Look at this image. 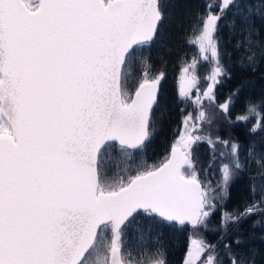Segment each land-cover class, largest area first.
Returning <instances> with one entry per match:
<instances>
[{"label": "snow or ice", "instance_id": "1", "mask_svg": "<svg viewBox=\"0 0 264 264\" xmlns=\"http://www.w3.org/2000/svg\"><path fill=\"white\" fill-rule=\"evenodd\" d=\"M234 4L221 0L215 13L209 4L189 39L212 66L203 93L210 103L226 75L218 22ZM163 19L162 0H0V264H143L122 252L135 214L196 228L215 207L192 159L195 143L213 145L194 134L210 122L203 108L184 118L161 163L114 180L106 170L111 149L128 156L151 136L164 74L145 71L130 84L126 69ZM198 63L182 69L185 100L199 92L189 71ZM229 102L219 107L227 112ZM248 112L259 115L254 104ZM230 147L234 162L222 165V193L241 167L239 146ZM239 218L226 216L225 224ZM147 264H167L164 252ZM184 264L221 261L211 244L193 238Z\"/></svg>", "mask_w": 264, "mask_h": 264}, {"label": "trees", "instance_id": "2", "mask_svg": "<svg viewBox=\"0 0 264 264\" xmlns=\"http://www.w3.org/2000/svg\"><path fill=\"white\" fill-rule=\"evenodd\" d=\"M221 0H162L164 19L153 41L138 48L126 73L130 84L138 83L143 73L149 77L163 73L159 94L151 116V136L141 149L120 153L119 146L106 155L109 179L134 174L135 171L161 163L177 140L184 118L196 117L203 108L210 116L197 133L210 137L192 146V159L198 178L212 189L215 207L196 228L162 222L135 214L122 237L124 254L143 264L163 251L167 264H183L190 242L198 238L211 244L221 264H264V0H235L218 22L220 61L226 75L213 88L214 102L203 96L209 81L211 64L200 59L197 46L189 43L193 28L212 5L217 12ZM199 59L194 71L199 78V92L192 89V99L180 95L182 69ZM197 97L202 103L197 102ZM230 101V102H229ZM228 103L224 112L219 105ZM250 104L259 115L248 112ZM247 116L246 121L239 117ZM191 123V122H189ZM255 127V131L253 128ZM227 141V145L222 143ZM238 145V162L227 191L221 192V168L233 165L231 145ZM118 165V166H117ZM252 214L245 210L253 207ZM226 216L240 217L225 224Z\"/></svg>", "mask_w": 264, "mask_h": 264}, {"label": "water", "instance_id": "3", "mask_svg": "<svg viewBox=\"0 0 264 264\" xmlns=\"http://www.w3.org/2000/svg\"><path fill=\"white\" fill-rule=\"evenodd\" d=\"M162 80V79H161ZM161 80H160V83H161ZM160 83H159V85H158V91H157V98H158V94H159V86H160ZM155 106V105H154ZM153 106V107H154ZM171 150H172V147H171V149H170V151H169V153H168V156H169V154L171 153Z\"/></svg>", "mask_w": 264, "mask_h": 264}, {"label": "rangeland", "instance_id": "4", "mask_svg": "<svg viewBox=\"0 0 264 264\" xmlns=\"http://www.w3.org/2000/svg\"><path fill=\"white\" fill-rule=\"evenodd\" d=\"M182 79H183V77H181L180 82H179V85L181 84ZM187 254H188V253H187ZM187 254H186V255H187ZM185 258H186V256H185ZM185 258H184V261H185ZM183 264H184V262H183Z\"/></svg>", "mask_w": 264, "mask_h": 264}]
</instances>
